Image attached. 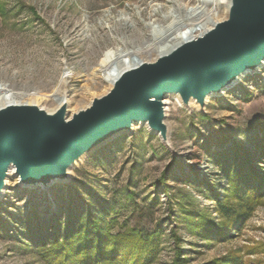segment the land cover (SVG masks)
Masks as SVG:
<instances>
[{
	"label": "rangeland",
	"instance_id": "374dc122",
	"mask_svg": "<svg viewBox=\"0 0 264 264\" xmlns=\"http://www.w3.org/2000/svg\"><path fill=\"white\" fill-rule=\"evenodd\" d=\"M201 1L0 0V84L41 109L56 110L61 95L86 109L110 90L103 55L141 50L151 60L146 46ZM215 11L225 18V6ZM207 100L203 110L168 100L169 145L137 125L83 158L68 181L29 189L11 177L0 201V264H47L40 245L84 218L112 234L159 231L152 264H264V196L248 205L230 192L237 162L250 160L264 185V67ZM198 215L224 235H194L188 224Z\"/></svg>",
	"mask_w": 264,
	"mask_h": 264
},
{
	"label": "water",
	"instance_id": "95a60500",
	"mask_svg": "<svg viewBox=\"0 0 264 264\" xmlns=\"http://www.w3.org/2000/svg\"><path fill=\"white\" fill-rule=\"evenodd\" d=\"M228 16L204 35L167 55L121 73L112 89L67 119L64 107L49 113L37 105L0 110V201L11 177L24 188L68 181L86 156L134 125L169 145L165 99L192 101L201 110L209 96L235 87L238 78L264 64V0H230Z\"/></svg>",
	"mask_w": 264,
	"mask_h": 264
},
{
	"label": "trees",
	"instance_id": "16d2710c",
	"mask_svg": "<svg viewBox=\"0 0 264 264\" xmlns=\"http://www.w3.org/2000/svg\"><path fill=\"white\" fill-rule=\"evenodd\" d=\"M0 12L3 14V9ZM236 166V171L230 174L231 195L237 200L245 199L251 205L253 199L260 200L264 196L263 179L250 160L248 163L237 162ZM222 210V215L235 219L236 223L241 220L234 210L227 207ZM188 229L202 238H217L224 233L199 215L190 220ZM159 238V231L149 235L136 230L112 234L107 224L84 218L78 223H70L62 234L50 242L44 241L39 249L47 264H152L159 249ZM226 262L237 264L227 258Z\"/></svg>",
	"mask_w": 264,
	"mask_h": 264
},
{
	"label": "bare ground",
	"instance_id": "6f19581e",
	"mask_svg": "<svg viewBox=\"0 0 264 264\" xmlns=\"http://www.w3.org/2000/svg\"><path fill=\"white\" fill-rule=\"evenodd\" d=\"M230 3V0H202L201 3L198 6L192 8L187 15L183 16V18H179L173 29L167 31L165 34L156 35L154 37L153 42L150 45L146 46L145 49L147 51L153 50L155 52V55L153 56L154 58L152 57L151 60L147 61H155L162 55L171 53L175 50L176 47L183 44L184 42H188L191 39L202 36L205 32L213 29L219 21L227 18ZM218 6H225V18L221 19L219 16V12L215 11ZM140 52L141 50L132 52L120 50L117 52H107L105 56L103 55V59L100 63V68L103 69L106 74V81L110 86V90L112 89L114 83L121 76L122 72L139 66L141 63L147 62L144 58H141ZM249 74L252 73L249 72L248 74H245L242 77L238 78L235 84L237 85V83H239L244 77L249 76ZM232 88H229L224 92L231 90ZM23 95V93H19V91L16 92L11 89L6 83L0 84V110L7 107L8 105H32L30 104L31 102L23 101L21 99V96ZM211 97L212 96H209L208 98ZM173 98L176 97L168 96L164 100L165 104L167 105V103L169 102L168 100ZM192 102L194 103L195 101ZM56 105V110H46L44 108H42V110L49 113H54L55 111L61 109V107L65 106L67 110V119L69 120H71L74 114L80 111L78 109H73L70 102H66V97L64 95L56 98ZM136 126L137 125L135 124L133 127V131L135 128H137ZM69 173L71 175L72 172Z\"/></svg>",
	"mask_w": 264,
	"mask_h": 264
}]
</instances>
